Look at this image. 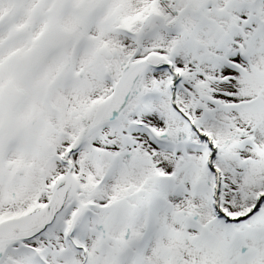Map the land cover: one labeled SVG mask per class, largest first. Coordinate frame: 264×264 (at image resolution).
Returning a JSON list of instances; mask_svg holds the SVG:
<instances>
[{"label": "snow or ice", "instance_id": "6c2138e0", "mask_svg": "<svg viewBox=\"0 0 264 264\" xmlns=\"http://www.w3.org/2000/svg\"><path fill=\"white\" fill-rule=\"evenodd\" d=\"M0 264H264V0H0Z\"/></svg>", "mask_w": 264, "mask_h": 264}]
</instances>
